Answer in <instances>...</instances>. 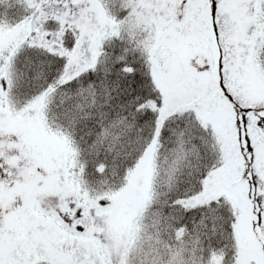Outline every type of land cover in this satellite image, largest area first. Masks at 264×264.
Masks as SVG:
<instances>
[{"label": "snow or ice", "instance_id": "snow-or-ice-1", "mask_svg": "<svg viewBox=\"0 0 264 264\" xmlns=\"http://www.w3.org/2000/svg\"><path fill=\"white\" fill-rule=\"evenodd\" d=\"M0 264H264V0H0Z\"/></svg>", "mask_w": 264, "mask_h": 264}]
</instances>
